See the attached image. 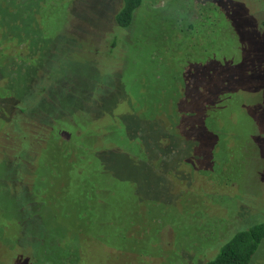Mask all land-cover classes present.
Here are the masks:
<instances>
[{
	"label": "rangeland",
	"instance_id": "374dc122",
	"mask_svg": "<svg viewBox=\"0 0 264 264\" xmlns=\"http://www.w3.org/2000/svg\"><path fill=\"white\" fill-rule=\"evenodd\" d=\"M144 3L155 9L143 13L150 24L145 20L133 32L120 27L122 37L131 33L134 41L123 51L120 35L111 56L110 37L84 42L91 33L76 15L79 0H0V48L13 59L20 49L29 62L31 57L42 62L54 44H63L58 39H72L64 46L65 56L77 59L69 61L72 74L86 89L83 98L90 110L71 113L73 124L58 122L60 140H52L36 159L31 156L35 163L30 167L12 163L1 142L16 133L20 121L9 117L7 104L21 96L39 102L40 85L60 92L63 83H54L58 77L44 71L47 62L39 67L41 77H33V67L21 69L0 50V81L9 82L16 93L0 107V264H29L30 254L40 264L60 262L63 253L57 246L63 244L69 256L78 258L77 241L85 245L83 264H207L231 231L250 227L257 214H264V0ZM170 14L169 30L159 36L157 21ZM236 17L246 24L232 23V37L226 26ZM174 19L178 23L172 27ZM190 21L199 22L207 35L204 44L213 48L202 61L183 58ZM11 34L28 41L15 45ZM52 38L57 40L51 43ZM152 40H158L155 56L149 54ZM172 44L181 48L175 57ZM89 46L93 55L85 51ZM110 66L114 73L123 72L111 90L112 101L94 86ZM101 87L109 89L106 83ZM176 95L186 110L178 124L185 132L168 143L163 130L170 127L161 121L175 116ZM57 98L59 109L63 96ZM43 117L33 119L41 123ZM39 173L47 185L33 196L36 207L31 202L29 209L15 186L17 175L24 174L20 185L31 190ZM80 193L90 198L86 206L73 202ZM249 264H264V240Z\"/></svg>",
	"mask_w": 264,
	"mask_h": 264
},
{
	"label": "trees",
	"instance_id": "16d2710c",
	"mask_svg": "<svg viewBox=\"0 0 264 264\" xmlns=\"http://www.w3.org/2000/svg\"><path fill=\"white\" fill-rule=\"evenodd\" d=\"M21 1H26V0H21ZM79 5L81 8L78 9V13H76V15L78 16V19L80 21L84 22L87 26H89V30L91 33L90 38L87 36H84L86 39V41L84 42L87 43L86 45H88L89 43H93L96 40H99V41L101 39L108 40L110 37L111 38V42H110L111 48H113L111 56L115 55V50H117V48L119 47V44H118V40H120L119 37L120 35L121 37L123 35L122 34L123 32L120 27H123V29L127 27L128 29H130L131 32H133L135 27L140 28L139 26L143 25L146 21H147L146 26L150 24V16H148L146 20L145 15L143 13H146V11L147 13L150 11L155 12V9L153 8H150L148 10V8L145 6L144 0H79ZM238 6H241V5H237V8ZM157 12H160V11H157ZM237 13L240 15V11H237ZM170 17H171V14L169 15V19L166 18L165 21H163L162 19L157 21V24L160 26V29H162L158 34L159 36L162 35V33L164 34L165 30L167 31L169 30L168 21L171 19ZM234 22L242 26L243 24H246L245 23L246 21L241 23L242 21L240 22L238 19L237 21H228L229 24L228 26H226V28L232 31V33L229 34V36H232V37H234L235 35L234 32L236 31V30H233L234 25L232 23ZM177 23L178 21L174 19L171 26L175 27ZM208 23L210 24V26L211 25L213 26V22H211V20ZM19 24H21L20 20L17 19V25ZM198 24L199 22L195 24L193 21L192 22L190 21L189 29L191 30V32L186 33V36H184L183 38V40H185L184 46L185 48H187V54H188V55L185 53L183 54V58L186 60L189 58L191 59L198 58V61L199 60L202 61L203 57L204 56L206 57V54L208 55L210 51L213 50L211 46H206L204 44L207 38V35L205 37V34H206L205 31L201 28L199 29ZM202 25L204 28V23ZM35 27L34 29L36 31H39ZM116 27L120 30H114ZM261 27L264 28V19L261 20ZM90 28H92L93 30H91ZM135 32L137 31L135 30ZM211 33L212 31L207 33L208 36H210ZM130 34L131 33H129L127 37H125L124 35L125 38L122 37V39L124 38L123 39L124 42H122L124 45L123 51H128L129 46L132 45L134 41L133 35H130ZM7 37L8 39H10L11 37H15L16 39L15 45L23 41H28L27 37L26 36L24 37L22 35L16 36L15 34H11V37H9V35H7ZM80 38H82V36H80ZM67 39L69 41H67ZM229 39L231 40V37H229ZM56 40L57 39L52 38L51 43H54ZM59 41L63 44H56V45L54 44V47H52L51 51L49 52L46 51L47 55H45L46 60L44 61L47 62V66H46L47 68L46 67H42V68L44 69V71H47L48 73L53 74L58 77L56 78V80H54V83H63V88L61 89L60 92L56 90L57 87L54 88L50 86V84H48L47 86L46 84L45 86L40 85L38 87V91H39L38 95L42 99L40 98L39 102L36 100L37 102L36 103L34 100L31 104L29 103V100L27 99V97L25 98L21 96L20 98H18L16 102L11 104L10 102L8 103V99L11 100V97L13 95L16 96L15 95L16 93L15 91H12L9 89V85H10L8 84L9 82L0 81V107L8 103L7 104L8 110H10L9 117H12L15 120L18 119L20 121L19 126L16 127L15 129L16 133L12 131V134L10 133L6 134V137H4V140L1 142V144L2 143L6 144L8 148V152H5V153L12 163L15 162V163H19L20 165H25V166L30 167L29 166L30 163L32 164L35 163V162H31V160L29 159L31 156H33L34 159H36L34 155H37L42 150L44 152L47 149L48 144L52 140L54 141L60 140L59 139L60 131L57 129L58 128L57 126L60 123V121H62V123L73 124V120L70 117L71 113L74 115L75 111H78V113L87 114L86 111L87 110L90 111L89 107L86 106L85 104V99L83 98V97H86V94H85L86 89L84 88L83 85L78 83V80H77L78 78H76V76L72 74L73 70L71 69V64L69 61H72V60L74 61V59L76 58L75 56H71V60H69V55L65 56L66 48L64 46L65 45L68 46L69 42L70 41L72 42V39L70 40V38L66 36L62 40L63 42L59 39L56 42L58 43ZM137 41L138 40H135V42ZM157 41L155 40L152 42V45L149 51V54L152 56H155L158 53L157 50L155 49L156 47L154 48L155 42ZM79 44H82V41L79 42ZM117 44H118V47L116 46ZM176 46H177L176 44H172V48L175 49L173 50V53H172L173 56L178 53L176 51L178 50L180 51L181 49V48L178 49ZM90 48L91 47L89 46V49ZM164 48H165L164 46L160 47L162 51H164ZM89 49L86 47L85 51L88 52L89 55H93V50L92 49L89 50ZM165 49L168 53L172 52V49L170 46ZM0 50L2 51L3 54L10 57L8 59V62L10 60H13L16 65H19L21 69H24L25 66L33 67L34 68L33 77H41L40 75L42 73V68H39V67L40 65L44 64L43 63L44 61L42 62L37 61L35 58L31 57L32 60L31 62H29L27 58H24L27 55L20 49L17 50V53H18L17 59L16 58L13 59V57H11V55H9L8 53H5L3 49L0 48ZM74 50L79 51V49H71V51H74ZM85 51H81L80 53L83 54ZM63 56H65L67 60L63 58ZM205 60H207V58ZM75 61H77V59ZM92 61H95V60L93 59ZM25 63H30V64H25ZM110 68L111 66L108 67L109 70L105 69L107 71L102 72L104 74L103 77L102 78L99 77L97 82L94 84V86H98V90L96 91L103 92V94L106 95V100L108 98L109 100L112 101L111 97H114L111 94L113 91L112 88L116 87V81L120 82L123 80V76H122L123 72L122 70L120 71L117 70L116 71L117 74H116L114 73V70ZM15 72H19V70L17 69L15 70ZM95 74H101V73H95ZM9 80L13 82L16 79L12 78ZM180 80L181 79L177 80V78L175 77V81H177V84L180 83ZM58 81H61V82H58ZM105 83L107 84L109 89L107 88L105 89V87H101V85ZM180 92H183L181 87H180ZM183 93L185 94L186 97L188 96L186 92H183ZM59 94L63 96V100H62L63 106L58 109V106L56 104V99H58L57 96ZM53 95L55 97H52ZM192 97H194V95H192ZM42 100L46 101L51 107L50 106L47 107V105H43V104L39 106L38 103H40V101ZM173 102L175 103V106H176L175 113H174L175 116L171 117V120L169 122L161 121V123H164V126H163L164 128L167 127V125L170 127V128L167 127L168 129L165 128L163 130L166 133L167 137L162 138V139L168 140V143L171 141L170 139L172 137L175 138V136H178V133H181V131H184V129L180 130L178 126V124L181 123L180 118L184 117V113L186 112V110L183 109L181 105V102H182L181 96L179 95L174 96ZM70 104L71 105L74 104V106L71 107ZM73 107H76L77 109ZM70 108H72L71 112L68 111L70 110ZM42 113L44 114V117L43 119H41V123L33 119L35 117L40 116ZM62 152L63 150L60 152V154H62ZM23 175L22 174L17 175L19 182L16 181L17 184L16 182L14 184H16L15 185L16 187L18 186L20 187L19 189L22 191V193H24V195L29 196L27 200L28 202H26L27 197L24 195H22L20 199L22 200V205L30 209L31 205H34V207H36V203L33 202V196L35 194H38L37 193L38 190L42 186L47 185V183L45 182L42 183V181L40 180V173H39L36 176L37 179L36 180L34 179L35 181L31 183V190L26 189L25 185H22V186L20 185V182H22L23 180ZM12 177H16V176H12ZM23 184H25V182ZM79 197L77 199H73V202L77 200L78 202H80L81 204H85L86 206V204L90 201L89 200L90 198L81 196V193L79 194ZM37 200L39 201V203L41 202V200L39 199ZM31 202L33 203L29 205ZM86 209L88 210L89 207L87 206ZM81 214L84 215L85 213H81ZM252 222L254 223H252V225L248 228H244L242 230L237 231L236 229L239 227L237 226L235 230L231 231L228 235V237H230L233 234L231 238L227 242H225V244L222 246L218 254L213 259L209 260L207 264H249L253 256L257 252L259 246L264 240V214L263 213L257 214L255 218L252 219ZM76 243H77V246H74V247L76 249V252L79 251L80 253L79 254L80 256L78 258L69 256L67 247L64 246L63 244L62 247L57 246L58 250H60L63 253L62 260L60 262L52 261V262H49L48 264H83L84 259H82L81 256L85 254V245L82 243V241H77ZM23 258H26V255H23ZM37 258L38 257H36V255L30 254L27 256L26 260L28 261L29 264H40Z\"/></svg>",
	"mask_w": 264,
	"mask_h": 264
}]
</instances>
